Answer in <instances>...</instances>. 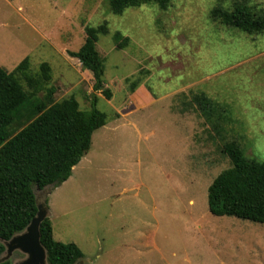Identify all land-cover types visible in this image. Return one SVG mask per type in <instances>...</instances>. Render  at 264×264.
Segmentation results:
<instances>
[{"label":"rangeland","instance_id":"1","mask_svg":"<svg viewBox=\"0 0 264 264\" xmlns=\"http://www.w3.org/2000/svg\"><path fill=\"white\" fill-rule=\"evenodd\" d=\"M219 4L171 0L166 10L114 14L108 0H0V66L47 62L56 101L74 96L89 112L95 94L107 115L66 181L34 186L53 238L77 244L82 264H264V224L208 211L209 185L231 166L224 143L264 161V33L213 21ZM251 4L264 10V0ZM103 22L96 47L111 99L69 54L86 25ZM115 32L129 44L116 48ZM199 92L218 106L211 124L191 102Z\"/></svg>","mask_w":264,"mask_h":264},{"label":"trees","instance_id":"2","mask_svg":"<svg viewBox=\"0 0 264 264\" xmlns=\"http://www.w3.org/2000/svg\"><path fill=\"white\" fill-rule=\"evenodd\" d=\"M218 1L220 4L210 11L213 21L251 35L264 33V10L251 4V0ZM226 1L229 6H222ZM170 3L171 0H108V7L112 13L122 14L127 7L142 4H156L166 10ZM84 32L82 45L69 54L91 73L93 91L111 99V90L103 79L105 59L96 47L99 35L109 32L107 23L86 25ZM113 38L116 48L129 44V38L119 32ZM51 80L47 62H42L37 71L31 69L28 57L12 71L0 66V257L3 241L22 232L37 213L34 186L55 188L66 181L90 149L94 131L107 123V115L96 108L95 94L91 110L86 112L74 96L56 101ZM130 88H135L134 82ZM191 102L211 124L218 106L202 92L191 95ZM222 151L231 166L209 185L208 211L215 216L264 224V161L248 158L235 140L224 143ZM39 231L48 264H75L83 258L77 244L53 238L48 217L41 222ZM0 264L11 263L5 260Z\"/></svg>","mask_w":264,"mask_h":264},{"label":"water","instance_id":"3","mask_svg":"<svg viewBox=\"0 0 264 264\" xmlns=\"http://www.w3.org/2000/svg\"><path fill=\"white\" fill-rule=\"evenodd\" d=\"M47 215L48 208L46 203L37 202V213L27 227L22 232L13 235L9 240L3 241V245L7 246L8 255L15 249H20L28 255L20 264H44L46 253L40 243L39 227ZM8 255L0 257V262L7 260Z\"/></svg>","mask_w":264,"mask_h":264},{"label":"flooded vegetation","instance_id":"4","mask_svg":"<svg viewBox=\"0 0 264 264\" xmlns=\"http://www.w3.org/2000/svg\"><path fill=\"white\" fill-rule=\"evenodd\" d=\"M45 253H46V250H45ZM7 255H8L7 246H4V251H3L2 255H1V257H5ZM27 257H28V255L25 252H23L20 249H15L8 255V259L7 260L8 261L11 260L13 264H20ZM37 261H39V259H37ZM44 261H45L44 264H48L47 254L45 255V260ZM38 263H40V262H38ZM75 264H82V261L78 260Z\"/></svg>","mask_w":264,"mask_h":264}]
</instances>
